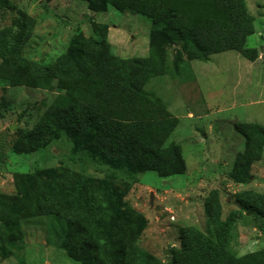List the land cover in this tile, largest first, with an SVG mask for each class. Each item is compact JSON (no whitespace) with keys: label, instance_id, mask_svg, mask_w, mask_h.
<instances>
[{"label":"trees","instance_id":"obj_1","mask_svg":"<svg viewBox=\"0 0 264 264\" xmlns=\"http://www.w3.org/2000/svg\"><path fill=\"white\" fill-rule=\"evenodd\" d=\"M84 1L95 12H105L112 5L167 26L166 44L177 55L170 57L165 48L158 58V49L152 48L149 56L122 57L112 50L108 27L96 23V38L77 34L67 52L51 63H42L24 54L35 20L19 13L15 29L0 28V86L56 90L58 95L17 151H39L62 132L72 131V153L84 152L87 158L108 162L128 177L148 170L161 177L183 173L182 146L169 142L180 119L162 97L145 86L151 78L166 74L195 80L187 67L189 61H208L211 55L228 50L255 61L260 52L247 46L249 36L256 32L247 1ZM15 8L11 0H0V14ZM156 37L159 44L163 42L164 36ZM235 128L243 135L245 146L231 177L247 184L253 176L252 165L264 157V123L237 122ZM98 181L75 172L73 180L62 182L54 168L18 173L17 193H0V242L4 246L6 241L16 240L23 220L46 216L54 224L51 235H58L61 247L83 264H264V248L240 257L228 252L234 222L241 215L235 211L224 219L217 191L205 205L211 235L194 225L181 227V245L171 249L172 256L165 262L139 244L145 217L127 206L125 192L110 177ZM236 197L242 210L264 217L263 192L248 189Z\"/></svg>","mask_w":264,"mask_h":264},{"label":"rangeland","instance_id":"obj_2","mask_svg":"<svg viewBox=\"0 0 264 264\" xmlns=\"http://www.w3.org/2000/svg\"><path fill=\"white\" fill-rule=\"evenodd\" d=\"M11 1L16 8L0 14V28L15 29L14 19L21 12L32 17L35 24L24 54L42 63H51L67 52L71 38L77 34L96 38V23L108 27L112 50L122 57L149 56L152 48L158 49V58L165 48L170 57L177 55L175 48L166 44L167 26L129 10L120 11L111 5L105 12H95L84 0ZM246 1L256 25L247 46L260 52L258 47L264 45V0ZM158 35L164 36L160 44ZM251 64L238 51L228 50L211 55L208 61H189L187 67L194 72L195 80L184 81L166 74L146 84V90L162 97L171 113L180 119L169 142L182 146L186 169L168 177L153 170L128 177L108 162L87 158L84 152L74 154L72 131L62 132L39 151L18 152L16 148L24 143L26 134L58 91L0 86V193H17V174L36 168H54L62 182L73 180L75 172H84L97 182L110 177L125 192L127 206L145 217L139 244L168 262L171 249L181 245V227L194 225L211 235L205 205L217 191L222 217L226 219L235 211L241 215L234 222L228 252L240 257L264 248V217L242 210L236 197L248 189L264 193V157L252 165L253 176L247 184L236 183L231 177L237 156L245 146L235 124L264 123V79L250 74ZM41 174L43 178L45 174ZM52 225L46 216L23 220L16 240L6 241L4 246L0 242V264H83L61 247L58 235H51Z\"/></svg>","mask_w":264,"mask_h":264},{"label":"crops","instance_id":"obj_3","mask_svg":"<svg viewBox=\"0 0 264 264\" xmlns=\"http://www.w3.org/2000/svg\"><path fill=\"white\" fill-rule=\"evenodd\" d=\"M258 48L260 49V56L255 61H251L250 74L257 79H264V45Z\"/></svg>","mask_w":264,"mask_h":264}]
</instances>
